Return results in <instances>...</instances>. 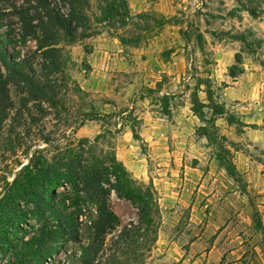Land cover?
I'll list each match as a JSON object with an SVG mask.
<instances>
[{
    "label": "rangeland",
    "instance_id": "rangeland-1",
    "mask_svg": "<svg viewBox=\"0 0 264 264\" xmlns=\"http://www.w3.org/2000/svg\"><path fill=\"white\" fill-rule=\"evenodd\" d=\"M107 6L92 0L88 38L74 45L62 40L47 58L36 40L24 37L19 16L38 17L37 4L0 0L3 52L28 60L32 77L55 87L58 101L55 110L44 97L33 100L2 67L14 108L0 136V193L32 160L53 161L58 149L89 142L103 157L115 156L133 179L154 186L162 222L146 264H206L212 248L225 261L243 260L250 240L264 236L249 226L261 214L241 178L257 180L259 173L239 175L235 164L242 153L264 165V118L238 116L250 109L264 115V0H127L120 18L100 24ZM59 10L68 15L64 0ZM101 49L122 55L120 62L110 54L94 57ZM52 62L57 72L48 76ZM231 86L240 93L224 98ZM195 96L204 122L193 114ZM209 100L224 104L237 123L215 114ZM247 117L252 124L240 125ZM110 207L122 227L138 222L132 205L115 195ZM8 259L0 256V264Z\"/></svg>",
    "mask_w": 264,
    "mask_h": 264
},
{
    "label": "trees",
    "instance_id": "trees-1",
    "mask_svg": "<svg viewBox=\"0 0 264 264\" xmlns=\"http://www.w3.org/2000/svg\"><path fill=\"white\" fill-rule=\"evenodd\" d=\"M33 1L38 17L22 11L19 16L24 37L36 40L44 56H53L62 40L74 45L88 38L87 12L92 0H64L69 12L66 16L59 10L61 0ZM104 2L108 6L102 17H107L100 24L113 16L120 18V8L127 9V0ZM1 19L0 15V29ZM50 66L48 76L57 72L55 63ZM2 67L11 79L30 91L33 100L44 97L52 108L58 109L55 87L37 83L31 63L12 60L0 46V136L14 108L8 92L10 78H4ZM148 93L151 97L156 95L155 91ZM194 100L193 114L204 122V105L197 96ZM209 103L215 114L227 116L231 125L237 123L225 107L210 100ZM102 121L108 125L106 119ZM202 132L201 129L199 134L206 137V131ZM102 154L98 145L89 142L60 148L53 161L32 160L12 183L4 182L0 193V256L9 255L7 264L147 263L158 242L162 222L154 186L139 183L115 156ZM113 195L132 205L137 223L122 227L110 207ZM262 231L264 234L263 227Z\"/></svg>",
    "mask_w": 264,
    "mask_h": 264
},
{
    "label": "crops",
    "instance_id": "crops-1",
    "mask_svg": "<svg viewBox=\"0 0 264 264\" xmlns=\"http://www.w3.org/2000/svg\"><path fill=\"white\" fill-rule=\"evenodd\" d=\"M123 48H125L123 46ZM123 52V51H122ZM111 56V58L113 57V62L117 63L120 62V58H122V55L120 54H113L111 53L109 50L107 49H101L99 51H96L94 54V57L96 56H104V55H109ZM170 56V53H168ZM175 55H171V57L173 58ZM171 58V60H172ZM124 61V60H123ZM126 61H124L125 63ZM156 62H158V59H156ZM167 65H170V62H161V66L162 67H166ZM236 77L232 79V81H236ZM236 85V84H234ZM224 95L223 97H231L236 95V93H240V91L237 88H233V86L226 88L223 91ZM227 101V100H226ZM228 103V101H227ZM226 103V104H227ZM223 104V103H221ZM224 106V104H223ZM227 107V106H226ZM251 111V109H250ZM250 111H247L249 113H240L238 116L241 115H254V117L256 118H264V115L262 113H253L254 111H252V113H250ZM233 114V113H231ZM230 114V115H231ZM233 116V115H231ZM242 117V116H241ZM240 117V118H241ZM241 123H243L244 125H250L252 124L250 121V118H242ZM236 170L238 172L239 175H244L245 171L246 172H250L251 174L253 173L255 175V177L258 176L259 173V178L257 180H253L251 181V179H249V176H247V178H245L244 176H242L241 178H243L244 180H246V182L250 183V188L252 187V189L254 190V195H252V198H255L257 201V206L259 208V212L261 214V219L259 220V223L257 222H249V226H253L255 229H257L261 235L263 234L262 231V227L264 228V165L258 166L257 164H255V162H252L251 159L249 157H247L246 155L242 154V153H237L236 154ZM254 177V178H255ZM216 241V240H215ZM251 244V245H250ZM250 248L248 249V254L247 256L242 260L243 257L239 258V259H235V260H229L225 261V254L221 252L220 249L218 248H212L208 254V259H207V263L206 264H261L259 262V260L257 258H263L264 259V236L258 237L256 239L250 240L249 245ZM239 251L233 252L232 255L238 256Z\"/></svg>",
    "mask_w": 264,
    "mask_h": 264
}]
</instances>
